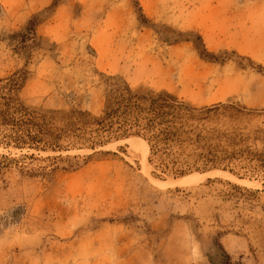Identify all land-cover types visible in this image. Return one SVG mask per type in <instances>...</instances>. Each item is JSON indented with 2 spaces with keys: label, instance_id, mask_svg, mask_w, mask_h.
Here are the masks:
<instances>
[{
  "label": "rangeland",
  "instance_id": "1",
  "mask_svg": "<svg viewBox=\"0 0 264 264\" xmlns=\"http://www.w3.org/2000/svg\"><path fill=\"white\" fill-rule=\"evenodd\" d=\"M37 1L0 0V78L22 72L27 107L99 118L118 76L216 105L206 129L237 155L234 173L176 177L128 139L62 153L0 145V264H221L218 240L231 264H264V0ZM33 18L26 57L12 36ZM60 154L80 158L47 159ZM193 174L206 176L181 180Z\"/></svg>",
  "mask_w": 264,
  "mask_h": 264
},
{
  "label": "trees",
  "instance_id": "2",
  "mask_svg": "<svg viewBox=\"0 0 264 264\" xmlns=\"http://www.w3.org/2000/svg\"><path fill=\"white\" fill-rule=\"evenodd\" d=\"M36 25L33 18L23 32L12 36L15 50L26 57L38 43ZM23 81L22 72L0 78V145L4 148L55 153L75 149L96 151L114 141L134 137L148 145L149 161L156 170L171 171L176 177L215 169L234 173L229 166L237 152L221 150L217 144L221 136L214 128L206 129L210 114L219 110L216 105L191 107L170 92L145 93L122 78L111 76L106 82V107L99 118L81 111L38 112L19 98ZM79 158L62 154L47 157L69 162ZM49 166L38 167L34 174L46 175L59 168ZM80 166L71 163L63 169L75 170ZM216 244L219 248L216 259L221 264H231L230 255L219 240ZM209 260L216 264L213 258Z\"/></svg>",
  "mask_w": 264,
  "mask_h": 264
},
{
  "label": "bare ground",
  "instance_id": "3",
  "mask_svg": "<svg viewBox=\"0 0 264 264\" xmlns=\"http://www.w3.org/2000/svg\"><path fill=\"white\" fill-rule=\"evenodd\" d=\"M127 141H131L133 143H135V142H141V143L144 144V146L146 147L147 151L149 152L148 145L144 141L139 140V139H136V138L128 139ZM205 176L206 175H202V174H193V175H189V176L183 177L181 180L185 184H194V183H197L200 180H202V178H205Z\"/></svg>",
  "mask_w": 264,
  "mask_h": 264
},
{
  "label": "crops",
  "instance_id": "4",
  "mask_svg": "<svg viewBox=\"0 0 264 264\" xmlns=\"http://www.w3.org/2000/svg\"><path fill=\"white\" fill-rule=\"evenodd\" d=\"M49 1H50V0H42V1H39V0H38L36 3H37V5H38V7H41V6H44V5L48 4Z\"/></svg>",
  "mask_w": 264,
  "mask_h": 264
}]
</instances>
